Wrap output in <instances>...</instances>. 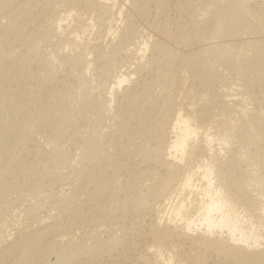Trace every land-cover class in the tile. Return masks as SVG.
<instances>
[{
  "label": "rangeland",
  "instance_id": "obj_1",
  "mask_svg": "<svg viewBox=\"0 0 264 264\" xmlns=\"http://www.w3.org/2000/svg\"><path fill=\"white\" fill-rule=\"evenodd\" d=\"M58 1L59 0H55V3H54V0H53V2L50 5L52 8L49 6V9L46 8L47 11L44 9L45 13H43L44 12V11H42L43 9L41 10L39 8V6L37 5V3L40 4L39 2H42V1L41 0H33V1L31 0L32 6L34 8L36 7L35 9L32 7L33 10H35V11L37 10L36 12L34 11L36 13V15L35 14L34 15L35 16H39L40 18L38 17L39 19L38 18L35 19V16H33L34 18H30V20L32 19L31 21L29 20L30 23H27V25H25V28H23L24 27L23 26L21 28L22 30L21 29L19 30L20 32H22V35L25 34V36H24L25 37V40L24 41H26V42H24V43L28 44V46L21 42L23 44V45L21 44L22 45V47H21L20 43L18 42L17 43L18 46L20 45L18 47L17 44H16V48H17L16 50H17V53L18 54L16 52L14 54H17L19 56L16 57L15 59H14V56L15 55H13V58L11 57L12 54H13L11 52V49L12 48H10V50H9V48L6 45H4L5 48H4V46H3V49L1 48V50H3V51L0 52V69H1V66H3V65L6 68L5 69L3 67L2 68L3 70L2 69L0 70V75L3 74L1 76L5 79V81H3V83H2V85H3L4 88L2 87V89H1L2 91L0 90L1 93L3 92L2 93L3 95L0 94V96H3L4 97V98L3 97H0L1 98L0 99V104H1L0 105V113L2 114V115L0 114V137L2 138V136H3V135H1V131L2 130L3 131H4V129L7 130V127H8V129L10 128V130H11V127H9V126H14V124H16V123H22L23 124V122H24L25 125L27 124L26 128L27 129L29 128L28 130H29L30 136H31V137H29L30 138L29 140H28V137L26 139H23L18 134L15 133V129L16 128L15 127H12V129L14 130V132L10 136V139L8 138L9 142L8 143L6 142V145L3 147L4 148L3 151H0V223H1L0 225L2 226V227L0 226V233L2 232L0 234V240L3 239L7 244H9V241L12 240L13 238H14L13 240H16V239L21 238V237H19L20 234H21V236L23 235L22 236L23 238L27 237L28 239H26V240L29 242V241H33V240L37 239L39 236L41 237L42 235H44L51 227H55V226H57L59 224H60L59 226H64V224H65L64 230L62 231L63 234H65V235L62 236L63 234L60 232L58 234L60 236L57 235L55 237H56L57 242L59 244L60 243H63V245L61 246V248L63 250V253H66L68 255L72 253L70 255L71 257L69 256L70 259L72 258V260H71L72 262L71 261H68V263L71 262V264H73V263L79 264L78 262L81 263V261H84L81 264H88V263L89 264L90 263L92 264L95 261V259H96V261L94 262L96 264H97V262H98V264H111V263L112 264H114V263L115 264H123V263L124 264H131V262H132V264H144V263L146 264L147 260L148 261L149 260H152L153 261L152 252L149 251L151 249V245L153 243L152 235L150 233L151 226H149V225L150 224L152 225V222L151 221L155 218V216H156L155 214L158 213L157 212V209L153 205V201L151 199H149L150 197L147 198V200L145 202H144V200L141 201V202L139 201L141 204L139 202L137 203V205L140 204L139 205L140 208H138L137 205H135V208L134 207H129V206L123 207L122 205H126V202H128V200H127L128 199V196H129V198L134 199V198H137L141 194V192L142 193H145L146 192L145 191L146 189L144 187L145 186L144 184H147L148 182H147L146 177L143 176L141 169L139 170L138 167L140 168V166L143 164V161L145 160L142 157V154L143 153H141V152L145 148H148V146H149V142H147L148 141V138H149V126H150V129L152 128V129H158V130H161L162 131L164 129L167 130V128H168L170 130V127H168V123L165 124V125L160 124L158 126L157 119H158V117L161 119V112L163 111L162 110L163 109V106L162 105L164 104L163 101H166L168 98L173 97L172 100H173L174 105L176 106V108L174 107L175 109H172L171 113L174 112L177 108H179V105H177V104H180L181 103V100H183L185 98V95H186V93L183 92V91L186 90V92L188 94L191 91V89H189L190 87H188V86H191L190 85L191 84L190 83L191 80L189 81V80L186 79V77H188V79H190V76H189L190 73H187V70L185 69L186 68L185 66H183L181 64L178 65V66H176L174 68V77L171 80H166V81L163 80V81H160V83H158L156 86H154V88L152 89L153 90L152 91L153 93L152 92L151 93L149 92L150 94L148 93V97L150 96V98L148 99V97H147V100L146 101H142L141 103L138 102V105L137 106L135 105V108H137L138 110H136L135 108L129 110V105H130L129 98L131 97L130 95H129L128 98H125V99H122V100L121 99H115L116 101L114 100V101H112V104H110V100H109V98H110V86H111V84L114 81H116L118 75H120L123 72H125L127 70V68H130V66L133 67V66L136 65V63L138 61L137 56H138V53H139L137 50L139 49L140 46H142L141 43H144L145 40H149L151 42H159V43L163 44V46H166V47H164L165 49L169 48V49H172L174 51H177L179 53V56H181V54L183 55L182 57L188 56L192 51L193 52L197 51V49L200 46V43L197 44L193 40L192 41L189 40L190 43L184 44V43H181V41L179 40L178 37H177L178 39L177 38H174L173 37V34H174V36L175 35L177 36V33H178V35H180V31H178V29L179 28H183V27L185 28L186 26H184V25H188L189 26L190 23H188V21H189L188 17L190 15L192 16L195 13L197 14V13L201 12V10H203V9H201L202 6H203V8L207 6V5H201V3L204 4V2L206 1V4H207L208 0H201V3H200V0L199 1L198 0H196V1L195 0H180V1L179 0H168L169 5H167V6L169 8L166 7L167 8L166 9V12L164 11L165 9L164 10L162 9V7H161V9L163 11L161 9H160V11L158 10L160 8V5H161L159 3L160 0H142V1L141 0H139V1L138 0H95L97 2L100 1V3H98V4H97V2H95L94 0H92V1H94L93 2V5L96 4V6L94 5V7L92 5V1L91 0H90L91 3H90L89 0L88 1L87 0H77V1L76 0H71V1L70 0H66V1L65 0H62L64 3H67L65 5H64V3L60 2L61 0L59 2ZM189 1L192 2V3H190ZM262 2H263V0L252 1L251 3L248 4L247 8L250 9V11H252V10L256 9L258 7V5L260 3H262ZM18 3H20V4H18ZM22 3H23V0H16V1L14 0V4L11 5V8L10 9L11 10H17V6L22 5ZM58 3H59V5H58ZM101 3L106 4V5L109 3L108 4L109 7H110V4H111L110 9L108 8V5L107 6L104 5L105 8L107 7L109 9V10L106 9L108 12L107 11L106 12L105 11H102V9H101V5L102 4ZM181 4H184V5H181ZM62 5H64V6H62ZM97 5H99L100 7L98 8ZM155 5H157V6H155ZM251 6H253V7H251ZM251 8H253V9H251ZM52 9H53V11H52ZM98 10H100V11H98ZM180 10H181V12H179ZM101 11L102 12H105L107 14L100 15V13H102ZM142 11H143V13H142ZM182 11H183V13H182ZM38 12H39V14L40 13H43V15L42 14H41L42 16L39 15ZM46 12H47V14H46ZM56 13H57V15H56ZM110 13H112V14H110ZM149 14H150V16H149ZM161 14H162V17H161ZM183 14H185V15H183ZM97 15L98 16L100 15L99 17L100 18L102 17V18L101 19H96V18H99V17H97ZM108 15L110 17H108ZM154 15H156L158 18L156 19V16H154ZM48 16H49V18H48ZM61 16H62V18H61ZM165 16H166V18H165ZM1 17H2V15H0V19H1L0 20V23L2 24V22L6 20L5 19L6 17L5 16H3L4 18L3 17L1 18ZM176 17H178V18H176ZM62 19L65 20V21H63ZM166 19H168V20H166ZM53 20H54V22H53ZM66 20H67V22H66ZM156 20H157V22H156ZM162 20H163V23H162ZM177 20H180L179 22L182 24L183 27L181 25H180L181 27L178 25L180 23ZM183 20H185V21L188 20V21L185 23ZM158 21H159V23L161 22L162 24H164L165 23L164 21H166L165 24L166 25L167 24H170V25L172 24L171 26L173 28L176 27L177 25L179 27L177 26V29H176L177 31L175 32V29H173L172 27H170L168 25L170 27V29L172 28L171 29V33L169 32L170 30H169V27L168 26H166V29H165L168 32L166 31V32L162 33V32H160L159 29H157L158 26H156V25H157ZM68 22H70V23H68ZM177 22H178V24H177ZM38 23H40V24H38ZM44 23H45V26H47L48 29L51 28L50 25L53 26L54 23L55 24L56 23H62L61 28H59L57 30V32H59V33L56 32L58 35H55V33H54V35L53 34L51 35L52 37L49 36L51 38H47V39L44 38L43 40H41L39 37H37L34 34V30L38 29V26L45 28V26H42L41 25V24L44 25ZM79 23H80L81 26L79 25ZM84 24H88L89 25V28H88V25H84ZM154 24H156V25H154ZM76 25L78 26V28L79 27L81 28L83 26L82 27L83 29L82 28L81 29L84 30V31L86 30L87 33L86 32H83V34L81 35V39H80L79 42H77V43H71V42L67 41L66 38H67V35H69L71 33L69 30L72 31V28H74V27L77 28ZM174 25H176V26H174ZM84 26H86L85 29H84ZM148 28H150V29H148ZM186 28H188V27H186ZM26 29H27V31H26ZM28 29L30 31L32 30L33 33H31L32 31L29 33L28 32L29 31ZM24 32H27V33H24ZM167 33L168 34L170 33V35H169L170 37H166ZM137 34H139V35H137ZM163 34H165V36ZM190 34L192 35L193 33L190 31ZM259 35L262 36V38L264 37V33L263 32H262V35H261V33ZM259 35H257L258 38H260L261 40H264V38L262 39L261 37H259ZM132 37H135V38H132ZM172 37L174 38V41H173V38ZM48 39H51V40H48ZM151 39H153V40H151ZM175 39H177V40H175ZM138 40H140V41H138ZM219 40H222V39H218V41ZM28 42L31 43V44H29ZM80 42H83L84 44L86 43L88 46L86 44H85V46H80ZM30 46H31V48H30ZM6 48H8V49H6ZM18 49H20V50H18ZM92 49H93V51H92ZM7 50H9V51L7 52ZM189 50L191 52H189ZM18 51L19 52L21 51L20 54H19ZM26 51H28V52H26ZM9 52H11V53H9ZM154 52L155 51H153L152 49L147 50V52L145 53V55L143 57L144 59L143 58L141 59V64L144 63L142 65L147 68L146 71H145V74L149 76V77L148 76H145V78L148 77L147 79L149 81L150 80H153V78H155V75H156V73L158 71H160V70L162 71L163 69H165L164 67H166V66H164L165 63L163 64V62H164L163 61V57H162V54L163 53L160 54V52H159V54H160L159 55V54H157V52H155V53ZM28 53H29V55H28ZM22 55H26V56H22ZM83 56H84L85 59H86V57L88 58V60L86 59L87 62L86 61H83L84 60ZM145 56H148V57H145ZM154 56L155 57H158V60ZM150 57H151V59H150ZM5 58H6L7 62H6V60H4ZM39 58L44 59L46 62L44 60H42V59H39ZM82 58H83V60H81ZM152 58H153V61H152ZM34 59L36 60L35 62H34ZM89 59H90V61H89ZM133 59L134 60L136 59V60L134 61ZM155 59H156V61H154ZM93 60H95V61L93 62ZM126 62L128 64H126ZM139 62H140V60H139ZM42 63H49L50 64L49 66L52 67V68L49 67V71H46V72L52 73L55 80L52 79L50 82L48 80L47 81L45 80L44 71H42L43 69L41 68L42 67V65H41ZM145 63L146 64L148 63V64L145 65ZM120 66L123 67V68H121ZM87 67H88V70H86ZM154 67H156V68L159 67V68L157 70ZM216 67L219 70H221V71H219L218 69H216ZM19 68H20V70H22L21 72H23V70H24L23 74H21V72H19L20 71ZM21 68H23V69H21ZM227 68L230 69V70H228ZM148 69L151 70V71H149ZM201 69L203 70V68H199L198 69V73H200L202 71ZM147 70L149 72H151V73H149ZM209 71L212 72L211 76H212V78H214V80L212 79V81H211L212 84L209 82V80L205 81L203 84H200L202 86L205 84L204 86H205V88H207L206 91H207L208 94L205 93L206 92L204 90L205 88H202L201 87V89L203 91H205L204 92V95H202L203 94L202 93L203 91H198V90H201L200 89V85L199 86L198 85L197 86L195 85V86H193L194 88L192 87L193 88L192 91H191L192 95L190 94L189 96H190V98H192L194 95H197V94H198V96H194L193 97L194 99L193 98L192 99L189 98L190 104H188L187 107L184 106L185 107L184 112H187L188 111L187 109H189V111H190L191 110L190 108H193L194 107L193 105H194V101H195L196 98H198V97H200V98L203 97L204 98V96H205V98H206L205 99V102H206V100L208 99L207 97H210L209 94H211V97H213L214 99L209 98V100H211V101L208 102V100H207L208 103L207 102L206 103L208 104L207 105L208 107L207 106H206L207 108L205 107V110L206 111L205 110H202L205 113L207 112V116H206V114H204V112H202V111L200 112L199 111L200 117H198L197 120H196V122L198 124L202 125L203 128H205L208 125L206 127V129L210 126L212 128L211 130H214L217 122H216V124H215V121H213V122L210 123V121H212V117H213L214 114L216 115V113H217V115H218L217 117L218 118H223L222 115H220V113L216 111V109L214 108V106L212 104H214V102L217 99H220L223 96H225V94L227 95L226 97H228V98H230V97L231 98L232 97H238V98H241L242 100H245L244 105H245V108H249L248 110L259 109L258 105L255 106L256 104L251 99L252 97L250 96V94L243 93L244 90H240L241 92L239 91V93H238V95H240V93H241V95H240L241 97L238 96V95L237 96L236 95L233 96V95H229L228 94V93L236 92V90L235 91H232V92H231V90H233L232 88L237 87L236 84H238V81L240 83H242L240 81V79H238V74L235 72L236 69H234L232 66H229L228 67L225 64H218L217 63L215 65V67H213L212 70L211 69L208 70V72ZM57 74H58V76H57ZM177 74H178V76H177ZM184 74L186 75V77H185ZM187 74H188V76H187ZM225 74H226V76H225ZM1 76H0V78H1ZM6 76H9V77H7V80L5 78ZM218 76L220 77V79H219ZM55 77H57V78H55ZM222 79H225V80H223V82H222ZM227 79H228V81H227ZM229 79H231V80H229ZM137 80H138V82H137ZM139 81H140V78H133L131 80L132 83L130 82L128 84H130L129 85L130 87H132L134 89H138L139 84L141 83ZM188 81H189L190 84L188 83ZM231 82H232V84H231ZM26 83H27V85H26ZM39 83H40V86H39ZM137 83H139V84H137ZM186 83H188L189 85L186 84ZM213 83H215V85ZM54 84H57V85H54ZM128 84L126 83L122 87H126V85H128ZM182 84H184L183 85L184 87H182ZM220 84H222V85H220ZM225 84L228 85V87H226ZM2 85L0 84V88H1ZM18 85H20L19 86L20 88L17 87ZM30 86H32V87H30ZM212 86H213V88H212ZM37 87H38V89H37ZM195 88H196V90H195ZM210 88H211V90H210ZM240 88H242V86H240ZM254 88H256V87H254ZM178 89L180 90V92H178L179 91ZM31 90L32 91L35 90V91L32 92ZM121 90L123 91L124 89L122 88ZM213 90H215V91L217 90L218 91V92L216 91V95H222V96H220V97L214 96L215 94H212V93H214L215 91H213ZM194 91L195 92L197 91V94ZM253 91L256 92L255 90H253ZM20 92L22 93L21 95L18 94ZM31 92H32V94H30ZM42 92L43 93L45 92L46 94L45 93L43 94ZM168 92H170V93H168ZM199 92H201L202 94L199 93ZM39 93H41V94H39ZM37 94H39V95H37ZM168 95H171V96L169 97ZM242 95H243V97H242ZM28 96H30V97H28ZM35 96H40L42 98H40L38 100H35L36 99ZM152 97L154 99H152ZM5 98H6V100L4 101ZM248 98H250V99H248ZM18 99H20V101ZM50 99H52V100H50ZM58 99H60V100H58ZM76 99H77V101H76ZM2 100H3V102H2ZM41 100L43 101V103L42 102L40 103ZM86 100L88 102V105H90V103H91V105L93 107H90L91 108V111H89L90 114L85 112L84 114H87V115L82 116L84 111L81 110V109H82V107L84 105V102H86ZM125 100H127V101H125ZM148 100H150V101L152 100V101L151 102L149 101V104H148L147 103ZM246 100H248L250 102V104H248V101H246ZM251 100H252V103H253V107H252ZM18 101H19L20 104L18 103ZM53 101H55V102H53ZM105 101H106V103H105ZM119 101H121V103H124L122 105V107H124L125 110L128 109L129 111L127 110V112H128V114H131V115H127V112H126V118H127V120L125 119V121L123 122V125L121 126L120 129H116L117 126L115 127L114 125L117 124L118 122L117 123L115 122V116L114 115H116L117 113L116 112H113V111L117 110V108L119 106H121V103ZM22 102H23L24 105H21ZM31 102L33 104H31ZM61 102H62V104H61ZM70 103H71V106H70ZM2 104H3V106H2ZM7 104L9 106L11 105V107L13 106L12 108H14V109H15L16 106L19 107V108L22 107L21 110H20L21 112L19 114L16 113V112H14V111H16V109L15 110L12 109ZM53 104H54V107H53ZM94 104H95V106H94ZM108 104H110L109 107L107 106ZM115 104H116V106H115ZM125 104H127L128 107ZM150 104H154L155 106L150 105ZM55 105H57V106H55ZM74 105H77V106H74ZM247 105H249V106H247ZM41 106H43V107L46 106L45 107L46 108V111L45 112L47 114H49L48 116H47V114L45 116H42V112L40 111V110H42L41 109ZM159 106H160V108H159ZM5 107H6V109H5ZM71 107H73V108L71 109ZM250 107H251V109H250ZM55 108H58V109L55 110ZM51 109H53V110L51 111ZM157 109H158V111H157ZM240 109L242 110L243 107H241ZM70 111H72V112H70ZM80 111L81 112L83 111V112L82 113H79ZM155 111L157 113L160 111L158 114H156V116L158 115L157 117L154 114V113H156ZM210 111H211V113H210ZM9 113H10V115H9ZM59 113H60L61 117H60ZM139 114H142V115H139ZM208 114H210L209 115V118H208ZM58 115H59V118H58ZM71 115H72V117H71ZM202 115H203L204 119H203ZM33 116H35V117L33 118ZM64 116H65V118H64ZM130 116H132V117L130 118ZM47 117H49V118H47ZM51 118L53 119V121H52ZM160 119H158V120H160ZM33 120H35V122ZM154 120L157 121V124L155 123ZM60 121H61V123H60ZM116 121H117V118H116ZM37 122H38V125L36 124ZM64 122H66V123H64ZM112 122L113 123L115 122V123L113 124ZM34 123H35V125H34ZM152 123L153 124L155 123L154 124L155 127L151 125ZM171 123H172V121H171ZM56 124H58V125L56 126ZM211 124L212 125L215 124L214 125V128H213V126ZM28 126H30V127H28ZM114 127H115V129H114ZM147 127H148V129H147ZM31 129H33V131ZM59 130H61V131H59ZM215 130H216V128H215ZM94 132L96 133V135H95ZM145 132L147 133V136H146ZM42 133H44V134H42ZM37 134L38 135H41V136L39 137ZM94 135H95V137H94ZM97 136L101 140V141L98 140L100 143L97 141ZM216 136H217L216 138L218 140H216V142H215V146H214L215 152L216 153H221V154H224V153L226 154V152H224V151L222 152V150L219 148L220 147L219 144L224 139L226 140V138L228 136L226 137V134H222L221 132L220 133L217 132L216 133ZM222 136H223V138H222ZM57 137H59V138H57ZM228 139L231 140L229 137H228ZM31 140L34 141V142H32ZM49 140L51 142H49ZM235 140L236 139H232L231 140V141H233L232 142L233 145H234V142H236L235 143V146H233L231 142H230V145H232L233 150L234 149H235V151L237 149L239 150V151L237 150V152L241 153L242 156H243V158L245 157L243 159V161L244 162L246 161V162L245 163L244 162H241V164H239V168H237L238 170H236L235 173L232 176L230 175V172H227L226 173V175H230L231 177L228 178L226 175L225 176L227 177V179H231V180L234 178L233 181H236V182H240V181L242 182L244 180L246 182H248L250 180L251 182L249 181L248 183L255 184L256 187H257V185L258 186L261 185V186L257 187V189H259V190H258V192H256L257 193L256 194V197H258V199L262 200L263 202L262 203H259L256 206L257 209H256L255 206H251V205L248 206L249 203L245 199H241L240 200L241 202L237 200V202L235 203V206H237L236 208L238 209L239 212L244 213L246 216H247L248 213H251L253 215V217H252L251 214H248L247 220L249 222H252V224L254 225V227L262 226V225H259V222L258 221H260L261 219L264 218V213H263L264 212V208H262V205H264V195H263L264 194V188L262 187V186H264V181H263L264 180V169H261L264 166L261 165V163H260L261 162L260 161L261 160L260 158L262 156H263L262 158H264V152H263L264 150L262 149V148H264V143H263V141H261V142H259V144L262 143L263 146H262V144H260V145L258 144L254 148L253 147H250V148L249 147H246L247 148L246 149L244 147L242 150H240V148H242L243 145L241 144L242 145L241 146L239 144L240 142L237 141V140L235 141ZM38 141H40V142H38ZM45 144H46V146H45ZM97 144L98 145L100 144L101 146L100 145L98 146ZM32 145H33V147H32ZM131 145H132V147H131ZM139 145H141V146H139ZM50 146H51V148H50ZM96 146H98V147H96ZM139 147H140L141 151L139 150ZM136 148H137V150H136ZM258 148H259V150H257ZM38 149L41 150V152H53L52 155L53 154L56 155L55 157H52L51 158V161H48L49 162V164H48L49 166L47 165V167H46L47 169L40 166L41 160L38 157V155L36 156L37 153H34V152H37ZM62 149L65 150V151L63 152ZM99 149H102V150H99ZM0 150H2V149H0ZM85 150H87L89 152L87 153V151L85 152ZM251 151L253 153H256V154H254L255 156L253 155V153ZM254 151H256V152H254ZM26 152H27V154H26ZM30 152L31 153L33 152L34 154L33 153L31 154ZM83 152H84V154H87L88 157L86 155H84ZM250 152H251L252 156H249L250 155ZM130 153H131L132 156L130 155ZM140 153H141V155H139ZM245 153H246L247 156L244 155ZM29 154L31 156H33V157L31 158V156ZM80 154L83 155V157H85L84 158L85 160L82 161V159H80V161L77 162L78 161V158L81 157ZM27 155L29 157H27ZM61 155H62V157L66 155L67 157H70V158L72 157V158L71 159H68L67 157H65L66 160H67V162L62 163V162H60V158L59 157H58L59 160H57V156H60L61 157ZM20 156L21 157L22 156H25V158L28 160V163L31 164L34 167H32L31 169L25 170V169H22L16 163H13L16 160V158L18 159ZM136 156L137 157L139 156V157L137 158ZM34 157H37V158H35L36 161L34 160ZM250 157L253 158L254 160L251 159ZM75 158H77V159H75ZM112 158L115 159V160H113ZM150 158H149V161L146 158L147 161H144V164L145 165H148L146 167H149L150 170L151 169L153 171L154 170H158V165L159 164L158 163L156 164V162H158V161H155L157 159L156 158H153V156L150 157ZM250 159L253 160V161L249 162ZM247 160H249V161H247ZM30 161H31V163H30ZM38 161H39V163H38ZM81 161L84 164L80 163ZM257 161H258V163H256ZM148 162H149V164H148ZM246 163H247V165H245ZM18 164H19V162H18ZM34 164H36V165H34ZM122 164H124V166ZM64 165H66V166L64 167ZM240 165H241V167H240ZM248 165L252 169V171H251L250 168L247 167ZM66 167H68L69 169L66 168ZM125 167H126L127 170H124ZM242 168H244V169H242ZM246 169L248 170V175H251V176H246L247 175L246 174L247 173ZM240 170H242V171L244 170L243 171L244 173H241ZM249 170L252 172V174H251V172L249 173ZM255 171H256V173H255ZM126 172H127V174H126ZM131 174H133L132 180L130 179L131 176H132ZM239 174H240V176H239ZM235 175H236V177H234ZM241 175H243L244 177L241 176ZM128 176H129V179H128ZM74 177H75V179H74ZM102 178H104V179H102ZM241 178H242V180H241ZM128 180H129V182H128ZM130 180H131L132 183L130 182ZM252 180L253 181H256V182L253 183ZM96 181L97 182L99 181L98 185H97ZM101 182L104 185L101 184ZM258 183H260V184H258ZM133 184H134L135 187L134 186L131 187V185H133ZM142 184L144 185L143 187H142ZM126 185L128 186V188H127ZM98 187H101V189L98 188ZM133 187H134V189H133ZM233 187L234 186L232 185V187H230V189H232ZM88 188L89 189L90 188H97L98 189L97 192L102 191V190L105 189L108 192L110 191L111 193H113L114 197L112 199H110V198H108L105 195L104 197H106V198H104L103 196H101L100 194H98L97 195L98 198L95 197L96 198V199H94L95 201L94 200L91 201L89 199V197L86 196V191H87ZM115 189H116V191H115ZM233 190H234L233 191V195L236 194L234 196L238 197L240 195L239 192H237V190H236L235 187H234ZM260 190H261V192H260ZM262 190H263V192H262ZM73 191L76 194H74ZM131 191H134V192H131ZM235 192H237V193H235ZM84 194H85V196H84ZM259 194H260V196H259ZM2 195H3V197H2ZM130 195H131V197H130ZM115 196H118V198L117 197L115 198ZM133 196H134V198H133ZM119 198H120V200H119ZM80 201H81V203H80ZM147 201H148V203H147ZM255 201H257V200H255ZM91 202H92V204H91ZM116 202H117V204H116ZM121 202H122V204H121ZM124 202H125V204H123ZM142 202H144L143 205H142ZM244 202H245V204H244ZM113 203H115V204H113ZM238 203H240V204H238ZM76 204H77V209H75L76 208V206H75ZM144 204H146V205H144ZM81 205H82V209H81ZM151 205L153 207H151ZM238 205H240V206H238ZM246 205L248 207H246ZM111 206L114 208V211H113L114 213L112 212V210L110 211V208H112ZM250 206L252 207V209L250 208V211L252 210L251 212L248 210V208ZM117 207H118V209H115ZM127 207H129L131 209L128 208V210H127ZM254 207H255V209H253ZM72 208L75 209L76 212ZM119 208H120V210H119ZM145 208H146V210H145ZM258 208L260 210H258ZM90 209H91V211L89 213V210ZM105 209H106V211H105ZM155 209H156V211H154ZM245 209H247V210H245ZM118 210L119 211L122 210V211H124V213H122V211L119 212ZM77 211H78V213H77ZM125 211H127V212L125 213ZM258 211L261 212L262 214L261 213H258ZM245 212H247V213H245ZM84 213H87V214H84ZM80 214H82V215H80ZM90 214L92 215L93 218L91 217ZM254 214H255V217L257 215L256 218H254ZM129 215L131 216V218H130ZM141 217H144V218H141ZM248 217H250V218H248ZM259 217H262V218L260 219ZM103 218H105V219H103ZM121 218H123L122 221H121ZM1 219H3L5 222L7 220L8 221L6 223H4V221L1 220ZM41 219H42V221H41ZM100 220H102V221H100ZM253 220L254 221L256 220V221L253 222ZM50 222H52V223L50 224ZM122 222H124V223H122ZM141 222H142V224H141ZM36 225H38L39 227L36 226ZM19 226L20 227L22 226L24 229L21 227V229H22L21 230ZM46 226H47V228H46ZM66 226H69V227L72 226V227L70 229L69 227H66ZM107 226L110 227V228H108ZM32 227H35V229L32 228ZM131 227L134 228V229H132ZM136 227H138V229ZM263 227L264 226H262V229H264ZM66 228H69V230L67 229L68 231H66ZM129 228H130V231H129ZM137 230L139 231V233H138ZM122 232H123V234H122ZM134 232H136L137 234L134 233ZM24 233H25V235H24ZM34 233H35V235H34ZM113 234H114V237L116 236L117 238L116 237L114 238L113 237ZM121 235H123V236H121ZM8 237L10 238V240H8L9 239ZM108 237H110V238H108ZM119 237H121L123 239H121ZM111 238H114L115 240H113ZM108 239L113 240V241H116V242L119 241V243L123 247L122 246L120 247V244L117 243L116 246H114V248L113 247H112V249H111V247L108 248V244H110L112 242V241H110ZM119 239H121V240H119ZM60 240H62V242ZM122 240H124V241H122ZM105 241L106 242L107 241H110V242L104 243ZM133 243H135L137 245L134 246ZM147 243L148 244L150 243V245H146ZM263 244H264V239H263ZM106 245H107L108 250L106 248ZM143 245H144V247H143ZM145 245L147 247L149 246L148 249L145 247ZM115 247L117 249H115ZM167 247H168V249H167ZM260 247L261 248L262 247L264 248V246H262V245ZM80 248L83 249L84 251H87L88 253L89 252H94V251L96 252V250H99L100 253H99V251L96 252V253L97 254L99 253L100 256L97 255L96 253H94L93 256H91V257H93L94 260H92V261L89 260L90 262H88V260H86V259H89L90 258L89 255H84V256H79V257L74 256L75 255L74 252L76 253V251L78 249H80ZM102 248L104 249L105 252L103 251ZM119 249H121L123 253ZM155 249L158 250L159 253H161V254L164 255V253L166 252V250H169L170 248H169V246H166L165 248H164V246L162 248H161V246H159V247H156ZM37 250L38 249L33 250L34 251L33 255L30 256V257H28V258H26V260L24 262H22L21 264H47V262H48V258L47 257L48 256L47 257L46 256L44 257V254L42 255L41 253L38 252L39 250L38 251ZM114 250H116V251H114ZM113 251L114 252H117V253H114ZM118 251H119V253H118ZM133 251H135L134 252L135 254L133 253ZM120 252L123 255H121ZM14 253H13V256H11L9 259H7L2 264H6V263L7 264H20L21 261L19 259H22L20 252L19 251H16ZM101 253H102V255H101ZM168 253H169V251L167 253H165V254H168ZM117 254L120 255V256L118 255V259H117ZM138 254H140V255H138ZM137 255H138V257H137ZM14 256H16V257H14ZM122 256H126V257H123L122 258ZM73 257H74V259H73ZM94 257H96V258H94ZM97 257H98V259H97ZM111 257H112V259H111ZM81 258H84V260L83 259L81 260ZM99 258H101V259H99ZM206 258H207L206 259V261H207L206 264H214V263L215 264L216 263L217 264H225V263H222L223 260H222L221 257H217V256H215L213 254H209L208 253L206 255ZM103 259H105V261H103ZM127 259L129 261H127ZM99 260H101V261H99ZM152 261L151 262L149 261V263L152 264ZM147 264H148V262H147Z\"/></svg>",
  "mask_w": 264,
  "mask_h": 264
},
{
  "label": "bare ground",
  "instance_id": "obj_2",
  "mask_svg": "<svg viewBox=\"0 0 264 264\" xmlns=\"http://www.w3.org/2000/svg\"><path fill=\"white\" fill-rule=\"evenodd\" d=\"M16 1V0H15ZM33 1V0H32ZM42 2H39L40 4L37 3V5L39 6V8L44 11V9L47 11L46 8L49 9V6L51 5V3L53 2V0H41ZM60 1V0H59ZM58 1V2H59ZM66 1V0H65ZM71 1V0H70ZM77 1V0H76ZM88 1V0H87ZM90 1V0H89ZM92 1V0H91ZM90 1V3H91ZM95 1V0H94ZM92 1V5L93 2ZM139 1V0H138ZM142 1V0H141ZM180 1V0H179ZM196 1V0H195ZM199 1V0H198ZM252 1H256V0H208L207 4L206 1L204 2V4L200 3L201 5H207L206 7L202 8L203 10H201V12L199 13H195L192 16L190 15L188 17L189 21L188 25H184L188 28H184L182 26V24L179 22L180 20H177L180 24H177L180 26H182L183 28H179L178 31H180V35L177 36L173 34L174 38H179V40L181 41V43L187 44L190 43L189 40H193L194 42H196L197 44L200 43L199 48L197 49V51L195 52H191L189 50V52H191L188 56H184L181 54V56H179V53L177 51H174L172 49H165L163 46V44L159 43V42H151L149 40H145L144 43H141L142 46H140L139 44V49L137 50L138 53V61L136 63L135 66H130V68H127V70L125 72H123L122 74L117 76L116 81H114L111 86H110V104H112V101H114L115 99H125L128 98L129 95L131 96L129 98V110L134 109L135 105H138V102H142V101H146L147 97H148V93L152 92L154 86H156L158 83H160V81L163 80H171L174 77V68L178 65H183L185 66L187 73H190V79H188V77H186L187 80H191V86H187L190 87L189 89L194 88L193 86H199L200 84H203L205 81L209 80V82L211 83L212 79L214 80V78H212L211 74L212 72L208 70H212L213 67H215V65L218 64H225L228 67L232 66L234 69H236V73L238 74V79H240V81L242 83H240L238 80V84L237 87L232 88V91L236 92H232V93H228L229 95H238L240 90H244L243 93H247L250 94V96L252 97L251 99L255 102V106L258 105L259 109H252V110H248L249 108H245V100H242L241 98L238 97H226L227 95L225 94V96H223L220 99H217L214 104H212L214 106V108L216 109L217 112L220 113V115H222L223 118H218L217 113L216 115L212 117V121H215V128L214 125L215 124H211L214 128V130H211L212 128L209 126L207 129L206 126L205 128H203L202 125L198 124L196 122L197 118L200 117V113L202 110H205V107L208 105L207 103L211 100H209V98L214 99L213 97H207L208 102L206 100L205 102V96L203 97H198L195 99L194 101V107L190 108L191 110L189 111V109H187V112H184L185 107H187L188 104H190L189 102V98H190V94L192 95L191 91L189 92V94L186 92V90H184L183 92L186 93L185 98L183 100H181L179 105V108H177L174 112L171 113L172 109H175L176 106L174 105V102L172 100L173 97H170L171 95H168L170 98H166V101H163L164 104L163 106V111L161 112V119L158 117V126L160 124L165 125L168 123V127H170V130L167 128L164 130H158V129H150L149 126V138L148 141L149 142V146L148 148H145L141 153L142 157L145 159L144 161H147L146 158L149 161V158L153 156V158H156L158 161L156 162V164L158 163V170H150L149 167H146L148 165L143 164L140 166V168L138 167V169L142 171V174L144 177H146L147 179V184H142V187H145V193H142L137 197V198H129L128 196V202H126V205H122L123 207L125 206H129V207H134L135 205H137V203L140 201L144 202L147 200V198L151 199L153 201V205L155 206V208L157 209V214H155V218L151 221L152 225L148 224L149 226H151V235H152V239H153V243L151 245V249L149 251L152 252L153 255V261L149 260L150 262L152 261V264H206V255L209 254H213L217 257H221L223 262L225 264H264V248L260 247L261 245L264 246L263 244V239H264V229H262V226H264V218L261 219L262 217H259L261 220L258 221L259 225L262 226H258V227H254V225L252 224V222H249L247 220V216L242 213L239 212L238 209L236 208L237 206H235V203L238 201H240L241 199H245L248 201V206H257L259 203H262L263 201L258 199V197H256V192H258L259 189H257V187L261 186V185H257V187L255 186V184L252 183H248L250 180L246 177V176H251L248 175V170L247 171V175L245 176L248 180V182L244 181H240V182H236L233 181V179H227V177H231L236 170H238L237 168H239V164H241V162H244L243 156L241 153L237 152V150L235 151V149L233 150V141H231L232 139H236L237 141H239L240 145L242 144L243 147L240 148V150H242L244 147H256L259 142L263 141L264 143V40H261L260 38H258L257 35H259L262 32L264 33V0L262 3H260L258 5V7L252 11H250V9L247 8L248 4L251 3ZM22 2V1H21ZM62 3H64L62 0L60 1ZM68 2V1H67ZM79 2V1H78ZM85 2V1H84ZM97 2V1H95ZM103 2V1H102ZM123 2V1H122ZM134 2V1H133ZM151 2V1H150ZM153 2V1H152ZM190 2V1H189ZM194 2V1H193ZM203 2V1H202ZM31 0H23L22 5L17 6V10H11V5L14 4V0H0V15L5 16L6 20L5 21H1L2 24L0 25V50L1 48L3 49V46L6 45L9 50L11 49L12 54V58L13 55L14 59L16 57H18L19 55H17V48H16V44L19 42L20 45L26 41L25 40V34L22 35V32H20L19 30L23 27L25 28V25H27V23H30L29 20L30 18H34L33 16L36 15V11L33 10V6L31 4ZM55 3V0H54ZM73 3V2H72ZM71 3V4H72ZM100 3L97 2V4ZM114 3V2H113ZM112 3V4H113ZM135 3V2H134ZM137 3V2H136ZM140 3V2H139ZM154 3V2H153ZM159 3L160 8L158 9L160 11L161 7L162 9L166 12V7H168L167 5H169L168 0H160ZM181 3V2H180ZM192 3V2H190ZM195 3V2H194ZM17 4V3H16ZM20 4V3H18ZM67 3H64V5ZM101 9L102 11H107L106 9H110L109 7V3L108 8L101 3ZM121 4V3H120ZM138 4V3H137ZM136 4V5H137ZM142 4V3H141ZM146 4V3H145ZM34 5V4H33ZM36 5V4H35ZM55 5V4H54ZM59 5V3H58ZM62 5V6H64ZM96 6V4H94ZM93 5V7H94ZM106 5V6H107ZM126 5V4H125ZM147 5V4H146ZM184 5V4H181ZM195 5V4H194ZM251 5V4H250ZM53 6V5H52ZM98 8L100 7L99 5H97ZM157 6V5H155ZM173 6V5H172ZM177 6V5H176ZM254 6V5H253ZM251 6V7H253ZM33 7V8H32ZM51 7V6H50ZM54 7V6H53ZM58 7V6H57ZM143 7V6H142ZM190 7V6H189ZM197 7V6H196ZM250 7V6H249ZM36 8V7H35ZM34 8V9H35ZM38 8V9H39ZM52 8V7H51ZM50 8V9H51ZM117 8V7H116ZM158 8V7H157ZM156 8V9H157ZM169 8V7H168ZM60 9V8H59ZM66 9V8H65ZM95 9V8H94ZM108 9V10H109ZM145 9V8H144ZM151 9V8H150ZM149 9V10H150ZM161 9V10H162ZM182 9V8H181ZM188 9V8H187ZM195 9V8H194ZM253 9V8H251ZM57 10V9H56ZM97 10V9H96ZM122 10V9H121ZM143 10V9H142ZM154 10V9H153ZM152 10V11H153ZM162 10V11H163ZM35 11V12H34ZM41 11V12H42ZM53 11V9H52ZM62 11V10H61ZM100 11V10H98ZM101 11V12H102ZM111 11V10H110ZM117 11V10H116ZM123 11V10H122ZM156 11V10H155ZM154 11V12H155ZM161 11V12H162ZM169 11V10H168ZM105 12L100 13V15L102 14H107ZM108 12V11H107ZM124 12V11H123ZM146 12V11H145ZM181 12V10L179 11ZM187 12V11H186ZM45 13V11L43 12ZM43 13L38 12L39 15H43ZM58 13V12H57ZM56 13V15H57ZM67 13V12H66ZM118 13V12H117ZM121 13V12H120ZM143 13V11H142ZM183 13V11H182ZM35 14V15H34ZM47 14V12H46ZM99 14V13H98ZM112 14V13H110ZM147 14V13H146ZM180 14V13H179ZM41 15V16H42ZM50 15V14H49ZM53 15V14H52ZM60 15V14H59ZM62 15V14H61ZM67 15V14H66ZM99 15V16H100ZM185 15V14H183ZM63 16V15H62ZM61 16V18H62ZM65 16V15H64ZM97 15V17H99ZM150 16V14H149ZM156 16V15H154ZM159 16V15H158ZM168 16V15H167ZM188 16V15H187ZM1 17V18H2ZM39 16H35V19L38 18ZM47 17V16H46ZM108 17H110L108 15ZM152 17V16H151ZM162 17V14H161ZM170 17V16H169ZM180 17V16H179ZM184 17V16H183ZM4 18V17H3ZM40 18V17H39ZM38 18V19H39ZM49 18V16H48ZM102 18V17H101ZM96 18V19H101ZM143 18V17H142ZM158 17L156 16V19ZM166 18V16H165ZM178 18V17H176ZM175 18V19H176ZM53 19V18H52ZM55 19V18H54ZM164 19V18H163ZM1 20V19H0ZM32 20V19H31ZM30 20V21H31ZM46 20V19H45ZM63 20V19H62ZM165 20V19H164ZM168 20V19H166ZM38 21V20H37ZM36 21V22H37ZM65 21V20H63ZM103 21V20H102ZM185 23L187 21L183 20ZM54 22V20H53ZM52 22V23H53ZM58 22V21H57ZM67 22V20H66ZM100 22V21H99ZM157 22V20H156ZM166 23V21H164ZM182 22V21H181ZM35 23V22H34ZM33 23V24H34ZM43 23V22H42ZM65 23V22H64ZM70 23V22H68ZM67 23V24H68ZM83 23V22H82ZM161 23V22H160ZM159 21L156 24L157 29L160 30V32L164 33L167 30L166 26H170L172 27L170 24H160ZM170 23V22H169ZM176 23V22H175ZM184 23V24H185ZM187 23V24H188ZM32 24V23H31ZM40 24V23H38ZM90 24V23H89ZM29 25V24H28ZM42 26H45L41 24ZM47 25V24H46ZM80 25V23H79ZM84 25H88V24H84ZM145 25V24H144ZM177 25V26H178ZM51 28H47V26L44 27H39L38 29L34 30V34L39 37L41 40H43L44 38H51L52 34L54 35H58L57 30L59 28H61L62 23H54V25H50ZM49 26V27H50ZM66 26V25H65ZM77 26V25H76ZM81 26V25H80ZM147 26V25H146ZM168 26V27H169ZM176 26V25H174ZM177 26L176 27H172L173 29H175V32L177 31ZM178 26V27H179ZM180 26V27H181ZM28 27V26H27ZM26 27V28H27ZM34 27V26H33ZM74 27V26H73ZM83 27V26H82ZM81 27V28H82ZM86 26H84L85 29ZM167 27V28H168ZM169 27V32L171 33V29ZM64 28V27H63ZM70 28V27H69ZM75 28V29H74ZM72 28V31L69 30L71 33L69 35H67L66 40L71 42V43H77L80 41L81 39V35L83 34V32H86V30H82L80 27V29L76 27ZM89 28V25H88ZM143 28V27H142ZM34 29V28H33ZM74 29V30H73ZM150 29V28H148ZM22 30V29H21ZM25 30V29H24ZM29 30V29H28ZM27 31V29H26ZM32 31V30H31ZM30 30L28 31L29 33L31 32ZM61 31V30H60ZM125 31V30H124ZM143 31V30H142ZM173 31V30H172ZM190 31L193 33L192 35L190 34ZM57 32V33H56ZM168 32V31H167ZM27 33V32H24ZM33 33V31L31 32ZM69 33V32H68ZM87 33V32H86ZM85 33V34H86ZM139 33V32H138ZM159 33V32H158ZM170 33L166 35V37H170ZM84 34V35H85ZM146 34V33H145ZM139 35V34H137ZM136 35V36H137ZM141 35V34H140ZM143 35V34H142ZM165 36V34H163ZM51 36V37H49ZM135 36V35H134ZM172 36V35H171ZM165 37V38H166ZM172 37V38H173ZM259 37L262 38V36L259 35ZM135 38V37H132ZM138 38V37H137ZM142 38V37H141ZM148 38V37H147ZM154 38V37H153ZM173 38V41H174ZM177 38V39H178ZM264 38V37H263ZM262 38V39H263ZM139 39V38H138ZM145 39V38H144ZM168 39V38H167ZM175 39V40H177ZM218 39H222L219 40ZM224 39V40H223ZM51 40V39H48ZM136 40V39H135ZM153 40V39H151ZM47 41V40H46ZM140 41V40H138ZM137 41V42H138ZM155 41V40H154ZM157 41V40H156ZM179 41V42H180ZM22 42V43H21ZM136 42V43H137ZM162 42V41H161ZM164 42V41H163ZM178 42V41H177ZM29 43V42H28ZM90 43V42H89ZM133 43V42H132ZM135 43V42H134ZM176 43V42H175ZM192 43V42H191ZM25 45L28 46V44L24 43ZM31 44V43H29ZM35 44V43H34ZM86 44V43H85ZM85 44L83 42H80V46H85ZM165 44V43H164ZM19 45V46H20ZM23 45V44H22ZM21 45V47H22ZM87 45V44H86ZM135 45V44H134ZM18 46V44H17ZM18 46V47H19ZM26 46V47H27ZM88 46V45H87ZM86 46V47H87ZM190 46V45H189ZM5 48V46H4ZM6 48V49H8ZM31 48V46H30ZM94 48V47H93ZM174 48V47H173ZM196 48V47H195ZM5 49V50H6ZM136 49V48H135ZM152 49L153 51L157 52V54H162L163 57V64L165 63L164 67L165 69H163L162 71H158L155 75V78H153V80H148L147 78L149 77L148 75L145 74L146 71V67L143 66L142 63L141 64V59L144 57L145 53L147 52V50ZM187 49V48H186ZM7 50V52L9 51ZM20 50V49H18ZM26 50V49H25ZM133 50V49H132ZM3 50H1L0 52H2ZM34 51V50H33ZM93 51V49H92ZM91 51V52H92ZM136 51V50H135ZM183 51V50H182ZM9 52V53H11ZM17 54H14V53ZM19 52V51H18ZM21 52V51H20ZM19 52V54H20ZM24 52V51H23ZM28 52V51H26ZM31 52V51H30ZM132 52V51H131ZM151 52V51H150ZM154 52V53H155ZM186 52V51H185ZM96 53V52H95ZM152 53V52H151ZM182 53V52H181ZM2 54V53H1ZM93 54V53H92ZM134 54V53H133ZM159 54V55H160ZM27 55V54H26ZM26 55H22V56H26ZM29 55V53H28ZM95 55V54H94ZM97 55V54H96ZM147 55V54H146ZM154 55V54H153ZM2 56V55H1ZM9 56V57H10ZM158 56V55H157ZM132 57V56H131ZM148 57V56H145ZM155 57V56H154ZM160 57V56H159ZM8 58V57H7ZM33 58V57H32ZM84 58V56H83ZM83 58L81 60H83ZM136 58V59H137ZM158 60V57H155ZM13 59V60H14ZM42 59V58H39ZM86 59L88 60V58L86 57ZM86 59L84 58L83 61H86ZM91 59V58H90ZM89 59V61H90ZM98 59V58H97ZM135 59V60H136ZM144 59V58H143ZM151 59V57H150ZM160 59V58H159ZM6 60V58L4 59ZM44 60V59H42ZM134 60V59H133ZM134 60V61H135ZM140 60V62H139ZM36 60L34 59V62ZM40 61V60H39ZM45 61V60H44ZM95 60H93L94 62ZM98 61V60H97ZM153 61V58H152ZM156 61V59L154 60ZM2 62V61H1ZM7 62V60H6ZM32 62V61H31ZM46 62V61H45ZM50 62V61H49ZM87 62V61H86ZM131 62V61H130ZM158 62V61H157ZM84 63V62H83ZM140 63V64H139ZM149 63V62H148ZM147 63V64H148ZM152 63V62H151ZM156 63V62H155ZM154 63V64H155ZM160 63V62H159ZM4 64V63H3ZM126 64H128L126 62ZM145 63V65H147ZM153 64V63H152ZM36 65V64H35ZM39 65V64H38ZM42 71H44V77L45 80L47 81H51L52 79H54V76L52 73H48L46 71H49V63H42ZM52 65V64H51ZM122 65V64H121ZM156 65V64H155ZM154 65V66H155ZM125 66V65H124ZM144 68H143V67ZM152 66V65H151ZM218 66V65H217ZM4 67L1 66V69ZM121 67V66H120ZM163 67V66H162ZM223 67V66H222ZM5 68V67H4ZM52 68V67H50ZM123 68V67H121ZM156 68V67H154ZM159 68V67H158ZM158 68H156L158 70ZM161 68V67H160ZM199 68H203V70L198 73V69ZM0 69V70H1ZM6 69V68H5ZM4 69V70H5ZM23 69V68H21ZM162 69V68H161ZM208 69V70H207ZM216 69H218L216 67ZM226 69V68H225ZM228 69V68H227ZM3 70V69H2ZM20 70V68H19ZM38 70V69H37ZM88 70V67L87 69ZM149 70V69H148ZM147 70V71H148ZM156 70V71H157ZM219 70V69H218ZM230 70V69H228ZM9 71V70H8ZM22 70H20L19 72H21ZM151 71V70H149ZM148 71V72H149ZM179 71V70H178ZM177 71V72H178ZM221 71V70H219ZM218 71V72H219ZM223 71V70H222ZM24 72V70H23ZM23 72H21V74H23ZM46 72V73H45ZM211 72V73H210ZM227 72V71H226ZM11 73V72H10ZM34 73V72H33ZM42 73V72H41ZM58 73V72H57ZM147 73V72H146ZM151 73V72H149ZM180 73V72H179ZM221 73V72H220ZM36 74V73H35ZM59 74V73H58ZM57 74V76H58ZM145 74V75H144ZM229 74V73H228ZM3 75V74H1ZM0 75V76H1ZM5 75V74H4ZM9 75V74H8ZM32 75V74H31ZM55 75V74H54ZM182 75V74H181ZM220 75V74H219ZM230 75V74H229ZM233 75V74H232ZM29 76V75H28ZM101 76V75H100ZM99 76V77H100ZM145 76H148L147 78H145ZM178 76V74H177ZM188 76V74H187ZM224 76V75H223ZM226 76V74H225ZM231 76V75H230ZM237 76V75H236ZM6 76V80H7ZM33 77V76H32ZM31 77V78H32ZM111 77V76H110ZM219 77V76H218ZM34 78V77H33ZM57 78V77H55ZM133 78H140L141 82L139 84L138 89H134L132 87H130L128 83L131 82V80ZM183 78V77H182ZM181 78V79H182ZM230 78V77H229ZM9 79V78H8ZM22 79V78H21ZM43 79V78H42ZM150 79V78H149ZM180 79V80H181ZM184 79V78H183ZM220 79V77H219ZM32 80V79H31ZM55 80V79H54ZM111 80V79H110ZM225 79H222V82ZM231 80V79H229ZM3 81H5V79L1 76L0 78V84L2 85ZM39 81V80H38ZM185 81V80H184ZM228 81V79H227ZM19 82V81H18ZM28 82V81H27ZM61 82V81H60ZM138 82V80H137ZM183 82V81H182ZM5 83V82H4ZM16 83V82H15ZM32 83V82H31ZM35 83V82H34ZM46 83V82H45ZM59 83V82H58ZM126 87H122L125 84ZM132 83V82H131ZM180 83V82H179ZM230 83V82H229ZM237 83V82H236ZM23 84V83H22ZM33 84V83H32ZM52 84V83H51ZM185 84V85H186ZM212 84V83H211ZM215 85V83H213ZM232 84V82H231ZM230 84V85H231ZM27 85V83H26ZM37 85V84H36ZM43 85V84H42ZM57 85V84H54ZM184 84H182V87ZM205 85V84H204ZM203 85V86H204ZM222 85V84H220ZM226 85V84H225ZM20 85H18L17 87H19ZM40 86V83H39ZM202 85H200V89L205 88V86L203 87ZM240 86H242V88H240ZM3 85L1 86L0 90L2 89ZM28 87V86H27ZM32 87V86H30ZM45 87V86H44ZM51 87V86H50ZM105 87V86H104ZM103 87V88H104ZM186 87V86H185ZM187 87V88H188ZM193 87V88H192ZM211 87V86H210ZM226 87H228V85H226ZM230 87V86H229ZM256 87V88H254ZM4 88V87H3ZM20 88V87H19ZM124 89L123 91L121 89ZM137 88V87H136ZM180 88V87H179ZM197 88V87H196ZM195 88V90H196ZM199 88V87H198ZM213 88V86H212ZM223 88V87H222ZM17 89V88H16ZM15 89V90H16ZM24 89V88H23ZM33 89V88H32ZM38 89V87H37ZM42 89V88H41ZM53 89V88H52ZM101 89V88H100ZM183 89V88H182ZM181 89V90H182ZM186 89V88H185ZM207 88H205L204 90L206 91ZM218 89V88H217ZM225 89V88H224ZM36 90V89H35ZM34 90V91H35ZM51 90V89H50ZM58 90V89H57ZM179 90V89H178ZM198 90V89H197ZM211 90V88H210ZM221 90V89H220ZM253 90H255L256 92H254ZM2 91V90H1ZM0 91V94H2ZM4 91V90H3ZM22 91V90H21ZM30 91V90H29ZM32 91V90H31ZM32 91V92H34ZM55 91V90H54ZM198 91H203L198 90ZM203 91L201 93L202 95H204ZM215 91V90H213ZM217 91V90H216ZM216 91L212 94H215L214 96H222V95H216ZM224 91V90H223ZM15 92V91H14ZM32 92L30 94H32ZM39 92V91H38ZM51 92V91H50ZM93 92V91H92ZM103 92V91H102ZM177 92V91H176ZM180 92V90L178 91ZM195 92V91H194ZM210 92V91H209ZM212 92V91H211ZM218 92V91H217ZM228 92V91H227ZM241 92V91H240ZM13 93V92H12ZM16 93V92H15ZM25 93V92H24ZM43 93V92H42ZM45 93V92H44ZM43 93V94H44ZM58 93V92H57ZM101 93V92H100ZM149 93V94H150ZM153 93V92H152ZM170 93V92H168ZM197 94V91L195 92ZM207 93V91L205 92ZM226 93V92H225ZM14 94V93H13ZM18 94H22L21 92ZM41 94V93H39ZM37 94V95H39ZM46 94V93H45ZM52 94V93H51ZM176 94V93H175ZM194 94V93H193ZM208 94V93H207ZM3 95V94H2ZM201 95V96H202ZM206 95V94H205ZM241 95V93H240ZM238 95V96H240ZM106 96V95H105ZM152 96V95H151ZM183 96V95H182ZM194 96H198L194 95ZM193 96V97H194ZM208 96V95H207ZM249 96V97H250ZM3 97V96H0ZM10 97V96H9ZM12 97V96H11ZM22 97V96H21ZM30 97V96H28ZM36 99L38 100L42 97L40 96H35ZM44 97V96H43ZM48 97V96H47ZM107 97V96H106ZM166 97V96H165ZM192 97V98H193ZM217 97V98H218ZM241 97V96H240ZM243 97V95H242ZM4 98V97H3ZM24 98V97H23ZM32 98V97H31ZM54 98V97H53ZM58 98V97H57ZM84 98V97H83ZM150 98V96L148 97V99ZM178 98V97H177ZM190 98V99H192ZM246 98V97H245ZM1 99V98H0ZM12 99V98H11ZM48 99V98H47ZM62 99V98H61ZM78 99V98H77ZM76 99V101H77ZM81 99V98H80ZM152 99H154L152 97ZM179 99V98H178ZM177 99V100H178ZM182 99V98H181ZM194 99V98H193ZM216 99V98H215ZM250 99V98H248ZM6 100V98L4 99V101ZM10 100V99H9ZM20 101V99H18ZM44 100V99H43ZM52 100V99H50ZM60 100V99H58ZM83 100V99H82ZM90 100V99H89ZM88 100V101H89ZM94 100V99H93ZM204 100V101H203ZM251 100V103H252ZM17 101V100H16ZM18 101V103H19ZM25 101V100H24ZM23 101V102H24ZM75 101V100H74ZM84 101V100H83ZM97 101V100H96ZM95 101V102H96ZM108 101V100H107ZM116 101V100H115ZM127 101V100H125ZM148 100V104H149ZM152 101V100H151ZM150 101V102H151ZM213 101V100H212ZM248 101V100H246ZM3 102V100H2ZM11 102V101H10ZM22 102L21 105H24ZM39 102V101H38ZM43 103V101L41 100L40 103ZM48 102V101H47ZM55 102V101H53ZM87 102V100H86ZM84 102V105L82 107L81 110H83V115L85 116L89 113V111H91L90 107H93L90 103V105H88V102L86 103ZM92 102V101H91ZM94 102V101H93ZM121 103V101H119ZM177 102V101H176ZM205 102V103H204ZM17 103V102H16ZM26 103V102H25ZM37 103V102H36ZM106 103V101H105ZM126 103V102H125ZM153 103V102H152ZM179 103V102H178ZM193 103V102H192ZM191 103V104H192ZM213 103V102H212ZM247 103V102H246ZM9 104V103H8ZM7 104V105H8ZM15 104V103H14ZM20 104V103H19ZM18 104V105H19ZM31 104H33L31 102ZM35 104V103H34ZM62 104V102H61ZM77 104V103H76ZM110 104H108L107 106L109 107ZM118 104V103H117ZM124 103H121V106H119L117 108V110L113 111L116 112L117 116H115V122L117 124H115L114 126L116 127V129H120L121 126L123 125V122L125 121L126 118V112L128 109H124V107H122ZM159 104V103H158ZM248 104H250V102L248 101ZM1 105V104H0ZM13 105V104H12ZM39 105V104H38ZM45 105V104H44ZM59 105V104H58ZM82 105V104H81ZM127 106V104H125ZM155 106L154 104H150ZM3 106V104H2ZM9 106V105H8ZM28 106V105H27ZM33 106V105H32ZM57 106V105H55ZM71 106V103H70ZM77 106V105H74ZM95 106V104H94ZM105 106V105H104ZM116 106V104H115ZM118 106V105H117ZM141 106V105H140ZM185 106V107H184ZM212 106V107H213ZM249 106V105H247ZM254 106V107H255ZM11 107V105L9 106ZM13 107V106H12ZM11 107V108H12ZM15 107V106H14ZM17 107V106H16ZM16 113H20L21 108L17 107ZM46 107V106H45ZM41 106L40 110L42 112V116H45L47 113L46 108ZM54 107V104H53ZM79 107V106H78ZM77 107V108H78ZM114 107V106H113ZM128 107V106H127ZM175 107V108H174ZM208 107V106H207ZM206 107V108H207ZM211 107V106H210ZM243 107V109L241 110L240 108ZM252 107H253V103H252ZM4 108V107H3ZM8 108V107H7ZM25 108V107H24ZM49 108V107H48ZM51 108V107H50ZM63 108V107H62ZM73 107H71L72 109ZM106 108V107H105ZM112 108V107H111ZM115 108V107H114ZM126 108V107H125ZM160 108V106H159ZM158 108V109H159ZM6 109V107H5ZM14 109V108H12ZM14 109V110H15ZM58 108H55V110ZM66 109V108H65ZM94 109V108H93ZM136 110H138L137 108H135ZM156 109V108H155ZM157 109V111H158ZM209 109V108H208ZM207 109V110H208ZM251 109V107H250ZM3 110V109H2ZM8 110V109H7ZM34 110V109H33ZM38 110V111H39ZM53 109H51L52 111ZM54 110V111H55ZM64 110V109H63ZM128 110V111H129ZM160 110V109H159ZM211 110V109H210ZM24 111V110H23ZM66 111V110H65ZM64 111V112H65ZM68 111V110H67ZM78 111V110H77ZM142 111V110H141ZM206 111V110H205ZM6 112V111H5ZM13 112V111H12ZM30 112V111H29ZM28 112V113H29ZM48 112V111H47ZM63 112V111H62ZM72 112V111H70ZM81 111L79 113H82ZM134 112V111H133ZM139 112V111H138ZM156 112V111H155ZM160 112V111H159ZM158 112V113H159ZM204 112V111H202ZM213 112V111H212ZM7 113V112H6ZM38 113V112H37ZM67 113V112H66ZM142 113V112H141ZM157 112L154 113L155 116L156 114H158ZM211 113V111H210ZM1 114V113H0ZM90 114V113H89ZM115 114V113H114ZM203 114V113H202ZM204 114H206L207 116V112ZM213 114V113H212ZM2 115V114H1ZM6 115V114H5ZM10 115V113H9ZM30 115V114H29ZM49 114H47L48 116ZM52 115V114H51ZM60 115V113H59ZM58 115V118H59ZM65 115V114H64ZM70 115V114H69ZM127 115H131L128 114ZM142 115V114H139ZM208 114V118H209ZM219 115V116H220ZM22 116V115H21ZM24 116V115H23ZM36 116V115H35ZM33 116V118L35 117ZM56 116V115H55ZM158 116V115H157ZM156 116V117H157ZM160 116V115H159ZM205 116V115H204ZM212 116V115H211ZM5 117V116H4ZM17 117V116H16ZM61 117V115H60ZM70 117V116H69ZM72 117V115H71ZM132 116H130L131 118ZM138 117V116H137ZM155 117V118H156ZM172 117V118H171ZM203 117V115H202ZM201 117V118H202ZM215 117V118H214ZM11 118V117H10ZM18 118V117H17ZM49 118V117H47ZM56 118V117H55ZM65 118V116H64ZM63 118V119H64ZM117 118V121H116ZM129 118V117H128ZM2 119V118H1ZM4 119V118H3ZM6 119V118H5ZM22 119V118H21ZM30 119V118H29ZM52 119V118H51ZM50 119V120H51ZM68 119V118H67ZM66 119V120H67ZM195 119V120H194ZM204 119V117H203ZM37 120V119H36ZM41 120V119H40ZM58 120V119H57ZM131 120V119H130ZM156 120V119H155ZM154 120V121H155ZM6 121V120H5ZM8 121V120H7ZM14 121V120H13ZM18 121V120H17ZM20 121V120H19ZM24 121V120H23ZM29 121V120H28ZM35 122V120H33ZM53 121V119H52ZM51 121V122H52ZM62 121V120H61ZM60 121V123H61ZM106 121V120H105ZM153 121V122H154ZM157 121H155V123L157 124ZM172 121V123H171ZM3 122V121H2ZM16 122V121H15ZM22 122V121H21ZM56 122V121H55ZM102 122V121H101ZM114 122V123H115ZM152 122V121H151ZM46 123V122H45ZM53 123V122H52ZM66 123V122H64ZM109 123V122H108ZM113 123V122H112ZM113 123V124H114ZM154 123V124H155ZM209 123V122H208ZM38 125V122L36 123ZM51 124V123H50ZM54 124V123H53ZM110 124V123H109ZM108 124V125H109ZM154 124L152 123L151 125L154 126ZM29 125V124H28ZM35 125V123H34ZM58 124H56L57 126ZM61 125V124H60ZM59 125V126H60ZM100 125V124H99ZM107 125V126H108ZM5 126V125H4ZM27 124L25 125L24 122L22 123H16L14 124V126H9L11 127L7 130L4 129V131H1V135L2 138L0 137V151H3V147L6 145V142L8 143L10 139V136L13 134L14 130L12 129V127H15V133L18 134L21 138L26 139L28 137V140L30 139V132H29V128H26ZM54 126V125H53ZM105 126V125H104ZM151 126V127H152ZM157 126V125H156ZM30 127V126H28ZM32 127V126H31ZM67 127V126H66ZM114 127V129H115ZM155 127V126H154ZM164 127V126H163ZM58 128V127H57ZM63 128V127H62ZM157 128V127H156ZM38 129V128H37ZM44 129V128H43ZM48 129V128H47ZM66 129V128H65ZM113 129V130H114ZM148 129V127H147ZM33 131V129H31ZM58 130V129H57ZM100 130V129H99ZM102 130V129H101ZM61 131V130H59ZM117 131V130H116ZM115 131V132H116ZM169 131V132H168ZM50 132V131H49ZM48 132V133H49ZM114 132V133H115ZM217 132H221L222 134H226V137L228 136L231 140L228 139V137L226 138V140L224 139L220 144H219V148L222 150V152H226V154H221V153H216L214 150V146H215V142L216 140H218L216 137V133ZM38 133V132H37ZM41 133V132H40ZM47 133V132H46ZM95 133V132H94ZM102 133V132H101ZM33 134V133H32ZM31 134V135H32ZM44 134V133H42ZM146 136L147 133L145 132ZM38 135V134H37ZM96 135V133H95ZM94 135V137H95ZM102 135V134H101ZM8 136V137H7ZM18 136V137H19ZM39 137L41 135H38ZM51 136V135H50ZM55 136V135H54ZM144 136V135H143ZM37 137V136H36ZM46 137V136H45ZM54 138V137H53ZM59 138V137H57ZM97 136V141L100 140V138ZM223 138V136H222ZM51 139V138H50ZM144 139V138H143ZM220 139V138H219ZM235 140V141H236ZM32 141V140H31ZM60 141V140H59ZM96 141V140H95ZM96 141V142H97ZM101 141V140H100ZM145 141V140H144ZM34 142V141H32ZM37 142V141H36ZM40 142V141H38ZM48 142V141H47ZM49 142H51L49 140ZM48 142V143H49ZM56 142V141H55ZM99 142V141H98ZM97 142V143H98ZM134 142V141H133ZM230 142L232 143V145H230ZM30 143V142H29ZM60 143V142H59ZM100 143V142H99ZM234 142V145L235 146ZM40 144V143H39ZM51 144V143H50ZM53 144V143H52ZM147 144V143H146ZM262 144V143H260ZM259 144V145H260ZM43 145V144H42ZM48 145V144H47ZM98 145V144H97ZM100 145V144H99ZM98 145V146H99ZM130 145V144H129ZM145 145V144H144ZM241 145V146H242ZM46 146V144H45ZM59 146V145H58ZM96 146V147H98ZM101 146V145H100ZM138 146V145H137ZM141 146V145H139ZM146 146V145H145ZM263 146V144H262ZM33 147V145H32ZM61 147V146H60ZM128 147V146H127ZM132 147V145H131ZM135 147V146H134ZM237 147V146H236ZM30 148V147H29ZM51 148V146H50ZM53 148V147H52ZM62 148V147H61ZM100 148V147H99ZM102 148V147H101ZM239 148V147H238ZM28 149V148H27ZM31 149V148H30ZM41 149V148H40ZM60 149V148H59ZM64 149V148H63ZM62 149V150H63ZM87 149V148H86ZM126 149V148H125ZM134 149V148H133ZM247 149V148H246ZM245 149V150H246ZM261 149V148H260ZM264 150V148H262ZM61 150V151H62ZM67 150V149H66ZM89 150V149H88ZM102 150V149H99ZM129 150V149H128ZM135 150V149H134ZM133 150V151H134ZM137 150V148H136ZM139 150L141 151L140 147ZM138 150V151H139ZM244 150V151H245ZM256 150V149H255ZM259 150V148L257 149ZM256 150V151H257ZM33 151V150H32ZM36 151V150H35ZM52 151V150H51ZM65 150H63L64 152ZM87 150H85L86 152ZM90 151V150H89ZM87 151V153L89 152ZM139 151V152H140ZM239 151V150H238ZM249 151V150H248ZM253 151V150H252ZM251 151V152H252ZM254 151V152H256ZM262 151V150H261ZM82 152V151H81ZM126 152V151H125ZM124 152V153H125ZM128 152V151H127ZM130 152V151H129ZM247 152V151H246ZM250 152L249 156H252ZM264 152V151H263ZM31 153V152H30ZM33 153V152H32ZM31 153V154H32ZM36 156L38 155V157L41 160L40 166L43 168H46L47 165L49 164L48 161H51L52 157H55L56 155H52L53 152H41V150L38 149ZM33 153V154H34ZM141 153L139 155H141ZM249 153V152H248ZM247 153V154H248ZM253 153V152H252ZM27 154V152H26ZM60 154V153H59ZM84 154V152H83ZM256 153H253V155ZM30 155V154H29ZM64 155V154H63ZM72 155V154H71ZM87 156V154H84ZM101 155V154H100ZM131 155V153H130ZM246 155V153L244 154ZM259 155V154H258ZM31 156V155H30ZM35 156V155H34ZM81 157L78 158V161H80V159L85 160L83 157V155L80 154ZM127 156V155H126ZM132 156V155H131ZM134 156V155H133ZM247 156V155H246ZM255 156V155H254ZM27 157H29L27 155ZM33 156H31L32 158ZM58 157L60 158V162L64 163L67 162L66 155L62 157L57 156V160ZM88 157V156H87ZM137 157V156H136ZM139 157V156H138ZM137 157V158H138ZM258 157V156H257ZM261 157V156H260ZM263 157V156H262ZM260 158L259 160L261 161V165L264 166V158ZM37 157H34V160ZM68 159H71L70 157H67ZM102 158V157H101ZM104 158V157H103ZM106 158V157H105ZM249 158V157H248ZM251 158V157H250ZM77 159V158H75ZM113 159V158H112ZM118 159V158H117ZM133 159V158H132ZM141 159V158H140ZM151 159V158H150ZM253 159V158H251ZM247 160L249 162L253 161V160ZM256 159V158H255ZM55 160V159H54ZM66 160V161H65ZM115 160V159H113ZM134 160V159H133ZM136 160V159H135ZM142 160V159H141ZM257 160V159H256ZM36 161V160H35ZM53 161V160H52ZM82 161L80 163H82ZM154 161V162H155ZM19 162V164H18ZM76 162V161H75ZM76 162V163H77ZM86 162V161H85ZM137 162V161H136ZM142 162V161H141ZM246 162V161H245ZM244 162V163H245ZM16 163L17 165H19L22 169L28 170L31 169L32 166L31 164L28 163V160L25 158V156H20L18 159L16 158V160L13 162ZM31 163V161H30ZM39 163V161H38ZM127 163V162H126ZM130 163V162H129ZM147 163V162H146ZM254 163V162H253ZM258 163V161L256 162ZM259 163V164H260ZM69 164V163H68ZM72 164V163H71ZM84 164V163H82ZM136 164V163H135ZM149 164V162H148ZM152 164V163H151ZM154 164V163H153ZM243 164V163H242ZM250 164V163H249ZM36 165V164H34ZM52 165V164H51ZM62 165V164H61ZM75 165V164H74ZM80 165V164H79ZM124 166V164H122ZM127 165V164H126ZM125 165V166H126ZM140 165V164H139ZM247 165V163L245 164ZM258 165V164H257ZM256 165V166H257ZM49 166V165H48ZM66 165H64L65 167ZM72 166V165H71ZM122 166V167H123ZM155 166V165H154ZM243 166V165H242ZM260 166V165H259ZM73 167V166H72ZM77 167V166H76ZM132 167V166H131ZM136 167V168H137ZM241 167V165H240ZM248 168L249 165L247 166ZM39 168V167H38ZM68 168V167H66ZM258 168V167H257ZM261 168V167H260ZM42 169V168H41ZM47 169V168H46ZM51 169V168H50ZM69 169V168H68ZM72 169V168H71ZM244 169V168H242ZM251 169V168H250ZM261 169H264V167H262ZM49 170V169H48ZM122 170V169H121ZM124 170H127L126 167ZM133 171V170H132ZM131 171V172H132ZM244 171V170H243ZM242 170H240L241 173H244ZM252 171V169H251ZM249 170V173L251 172ZM130 172V171H129ZM227 172H230V175H226ZM239 172V173H240ZM139 173V172H138ZM256 173V171H255ZM259 173V172H258ZM127 174V172H126ZM252 174V172H251ZM129 175V174H128ZM131 180L133 178V174H131ZM139 175V174H138ZM227 177H226V176ZM244 175V174H243ZM241 175V176H243ZM74 176V175H73ZM77 176V175H76ZM126 176V175H125ZM135 176V175H134ZM240 176V174H239ZM257 176V175H256ZM70 177V176H69ZM68 177V178H69ZM101 177V176H100ZM138 177V176H137ZM149 177V178H148ZM236 177V175L234 176ZM244 177V176H243ZM242 177V178H243ZM253 177V176H252ZM251 177V178H252ZM71 178V177H70ZM127 178V177H126ZM125 178V179H126ZM139 178V177H138ZM137 178V179H138ZM240 178V177H239ZM241 178V180H242ZM245 178V179H246ZM250 178V179H251ZM75 179V177H74ZM104 179V178H102ZM129 179V176H128ZM141 179V178H140ZM236 179V178H235ZM130 180V182H131ZM82 181V180H81ZM135 181V180H134ZM138 181V180H137ZM140 181V180H139ZM145 181V180H144ZM239 181V180H238ZM253 181V180H252ZM259 181V180H258ZM264 181V180H263ZM70 182V181H69ZM129 182V180H128ZM136 182V181H135ZM251 182V181H250ZM256 181H253V183H255ZM75 183V182H74ZM97 185L99 183V181L97 182ZM132 183V182H131ZM95 184V183H94ZM101 184H103L101 182ZM129 184V183H128ZM138 184V183H137ZM257 184V183H256ZM260 184V183H258ZM263 184V183H262ZM69 185V184H68ZM71 185V184H70ZM96 185V184H95ZM104 185V184H103ZM102 185V186H103ZM232 185L236 188L237 192H239V196L236 197L233 195V189H230V187H232ZM100 186V185H99ZM127 186V185H126ZM134 186L131 185V187ZM139 186V185H138ZM71 187V186H70ZM107 187V186H106ZM130 187V186H129ZM135 187V186H134ZM133 187V189H134ZM264 188V186H262ZM42 188V187H41ZM76 188V187H75ZM101 189V187H98ZM128 188V186H127ZM78 189V188H77ZM125 189V188H124ZM132 189V188H131ZM137 189V188H136ZM261 189V188H260ZM97 188H88L86 191V196L89 197V199L92 201L96 198H98V194H100L101 196H107L108 198L112 199L114 197L113 193H111L110 191L108 192L107 190H102L97 192ZM116 191V189H115ZM118 191V190H117ZM137 191V190H136ZM134 192V191H131ZM140 192V191H139ZM235 192V193H237ZM261 192V190H260ZM263 192V190H262ZM74 193V191H73ZM78 193V192H77ZM120 193V192H119ZM76 194V193H74ZM73 194V195H74ZM118 194V193H117ZM72 195V196H73ZM137 195V194H136ZM264 195V194H263ZM85 196V194H84ZM100 196V197H101ZM126 196V195H125ZM260 196V194H259ZM3 197V195H2ZM83 197V196H82ZM87 197V198H88ZM96 197V198H95ZM99 197V198H100ZM118 198V196H115V198ZM131 197V195H130ZM136 197V196H135ZM256 197V198H255ZM102 198V197H101ZM100 198V199H101ZM106 198V197H104ZM103 198V199H104ZM102 199V200H103ZM125 199V198H124ZM82 200V199H81ZM87 200V199H86ZM115 200V199H114ZM113 200V201H114ZM120 200V198H119ZM126 200V201H127ZM257 200V201H255ZM83 201V200H82ZM95 201V200H94ZM112 201V202H113ZM109 202V201H108ZM123 202V201H122ZM121 202V204H122ZM139 202V203H140ZM142 202V205L143 203ZM241 202V201H240ZM246 202V201H245ZM244 202V204H245ZM81 203V201H80ZM79 203V204H80ZM86 203V202H85ZM88 203V202H87ZM148 203V201H147ZM150 203V202H149ZM92 204V202H91ZM96 204V203H95ZM115 204V203H113ZM117 204V202H116ZM125 204V202L123 203ZM141 204V203H140ZM139 204V205H140ZM152 204V203H151ZM240 204V203H238ZM242 204V203H241ZM67 205V204H66ZM99 205V204H98ZM104 205V204H103ZM110 205V204H109ZM108 205V206H109ZM138 206V208H140V206ZM146 205V204H144ZM262 205V204H261ZM77 209V204L75 205ZM80 206V205H79ZM94 206V205H93ZM119 206V205H118ZM240 206V205H238ZM245 206V205H244ZM246 205V207H248ZM249 207L248 210L250 211V208L252 209V207ZM260 206V205H259ZM101 207V206H100ZM105 207V206H104ZM112 207V206H111ZM116 207V206H115ZM120 207V206H119ZM127 207V210L128 208ZM151 207H153L151 205ZM243 207V206H242ZM255 207L253 209H255ZM79 208V207H78ZM93 208V207H92ZM113 208V207H112ZM110 208V211L112 210V212L114 211V208L112 209ZM137 208V207H136ZM147 208V207H146ZM145 208V210H146ZM244 208V207H243ZM262 208H264V205H262ZM73 209V208H72ZM71 209V210H72ZM73 209V210H75ZM81 209H82V205H81ZM96 209V208H95ZM102 209V208H101ZM115 209H118L115 208ZM122 209V208H121ZM131 209V208H129ZM133 209V208H132ZM148 209V208H147ZM156 209L154 211H156ZM242 209V208H241ZM257 209V207H256ZM100 210V209H99ZM120 210V208H119ZM118 210V211H119ZM135 210V209H134ZM138 210V209H137ZM136 210V211H137ZM247 210V209H245ZM244 210V211H245ZM258 210H260L258 208ZM80 211V210H79ZM91 209L89 210L90 213ZM94 211V210H93ZM103 211V210H102ZM106 211V209H105ZM122 211V210H121ZM119 211V212H121ZM131 211V210H130ZM129 211V212H130ZM252 211V210H251ZM250 211V212H251ZM254 211V210H253ZM76 212V210H75ZM84 212V211H83ZM96 212V211H95ZM127 211H125L126 213ZM134 212V211H133ZM138 212V211H137ZM151 212V211H150ZM257 212V211H256ZM78 213V211H77ZM80 213V212H79ZM82 213V212H81ZM114 213V212H113ZM122 213H124V211H122ZM121 213V214H122ZM149 213V212H148ZM247 213V212H245ZM258 213H261L258 211ZM264 213V212H263ZM48 214V213H47ZM46 214V215H47ZM54 214V213H53ZM75 214V213H74ZM83 214V213H82ZM80 214V215H82ZM87 214V213H84ZM92 214V213H91ZM90 214V215H91ZM100 214V213H99ZM140 214V213H139ZM257 214V213H256ZM262 214V213H261ZM260 214V215H261ZM45 215V214H44ZM101 215V214H100ZM252 215V214H251ZM88 216V215H87ZM94 216V215H93ZM110 216V215H109ZM124 216V215H123ZM130 216V215H129ZM138 216V215H137ZM144 216V215H143ZM250 216V215H249ZM5 217V216H4ZM92 217V215H91ZM95 217V216H94ZM98 217V216H97ZM96 217V218H97ZM113 217V216H112ZM125 217V216H124ZM152 217V216H151ZM150 217V218H151ZM253 217V215H252ZM257 217V215H256ZM255 214H254V218ZM42 218V217H41ZM86 218V217H85ZM93 218V217H92ZM109 218V217H108ZM116 218V217H115ZM128 218V217H127ZM131 218V216H130ZM140 218V217H139ZM144 218V217H141ZM250 218V217H248ZM253 218V219H254ZM5 219V218H4ZM105 219V218H103ZM123 218H121L122 221ZM146 219V218H145ZM3 220V219H1ZM40 220V219H39ZM38 220V221H39ZM87 220V219H86ZM118 220V219H117ZM140 220V219H139ZM4 221V220H3ZM8 221V220H7ZM6 221V222H7ZM11 221V220H10ZM9 221V222H10ZM42 221V219H41ZM102 221V220H100ZM129 221V220H128ZM131 221V220H130ZM133 221V220H132ZM141 221V220H140ZM256 221V220H255ZM253 220V222H255ZM2 222V221H1ZM4 221V223H6ZM113 222V221H112ZM144 222V221H143ZM34 223V222H33ZM39 223V222H38ZM52 222H50L51 224ZM92 223V222H91ZM111 223V222H110ZM117 223V222H116ZM124 223V222H122ZM131 223V222H130ZM1 224V223H0ZM27 224V223H26ZM30 224V223H29ZM36 224V223H35ZM62 224V223H61ZM109 224V223H108ZM118 224V223H117ZM137 224V223H136ZM135 224V225H136ZM142 224V222H141ZM145 224V223H144ZM255 224V223H254ZM3 225V224H2ZM5 225V224H4ZM25 225V224H24ZM31 225V224H30ZM34 225V224H33ZM60 225V224H59ZM55 226V227H51L44 235H42L41 237L39 236L37 239L33 240V241H27L26 239H28L27 237L23 238L20 234L19 239L16 240H10V238L8 240L9 244H7L3 239L0 240V264L4 263L7 259H9L11 256H13V253L16 251H19L21 254L22 259H19L21 262H24L26 260V258L30 257L33 255L34 251L38 249L37 251L39 253H41L42 255L44 254V257L48 256V262L47 264H71V260L70 259V255L72 254H66L63 253V250L61 248V246L63 245V243H58L57 239L55 236H57L60 232L63 234V230L65 227L64 226ZM115 225V224H114ZM132 225V224H131ZM1 226V225H0ZM38 226V225H36ZM74 226V225H73ZM116 226V225H115ZM114 226V227H115ZM2 227V226H1ZM9 227V226H8ZM11 227V226H10ZM13 227V226H12ZM20 227V226H19ZM22 227V226H21ZM20 227V229H21ZM39 227V226H38ZM69 227V226H66ZM72 227V226H71ZM71 227H69L71 229ZM108 227V226H107ZM120 227V226H119ZM133 227V226H132ZM131 227V228H132ZM7 228V227H6ZM17 228V227H16ZM23 228V227H22ZM28 228V227H27ZM35 229V227H32ZM47 228V226H46ZM69 228H66V231L69 230ZM110 228V227H108ZM117 228V227H116ZM138 229V227H136ZM142 228V227H141ZM264 228V227H263ZM12 229V228H11ZM19 229V228H18ZM24 229V228H23ZM31 229V228H30ZM37 229V228H36ZM68 229V230H67ZM76 229V228H75ZM114 229V228H113ZM124 229V228H123ZM128 229V228H127ZM134 229V228H132ZM131 229V230H132ZM140 229V228H139ZM22 230V229H21ZM33 230V229H32ZM73 230V229H72ZM146 230V229H145ZM3 231V230H2ZM10 231V230H9ZM18 231V230H17ZM122 231V230H121ZM126 231V230H125ZM130 231V228H129ZM138 231V230H137ZM11 232V231H10ZM19 232V231H18ZM17 232V233H18ZM33 232V231H32ZM36 232V231H35ZM145 232V231H144ZM2 233V232H1ZM0 233V234H1ZM66 233V232H65ZM136 233V232H134ZM139 233V231H138ZM8 234V233H7ZM30 234V233H29ZM123 234V232H122ZM137 234V233H136ZM145 234V233H144ZM15 235V234H14ZM25 235V233H24ZM28 235V234H27ZM32 235V234H31ZM35 235V233H34ZM33 235V236H34ZM65 234H63L62 236H64ZM5 236V235H4ZM11 236V235H10ZM60 236V235H58ZM119 236V235H118ZM123 236V235H121ZM125 236V235H124ZM132 236V235H131ZM15 237V236H14ZM29 237V236H28ZM111 237V236H110ZM108 237V238H110ZM114 237V234H113ZM116 237V236H115ZM114 237V238H115ZM114 238H111L113 240H115ZM117 238V237H116ZM121 238V237H119ZM5 239V238H4ZM59 239V238H58ZM62 239V238H61ZM64 239V238H63ZM123 239V238H121ZM119 239V240H121ZM135 239V238H134ZM110 240V239H108ZM112 241L110 244H108V248L112 247L114 248V246H116L118 242L116 241ZM125 240V239H124ZM122 240V241H124ZM62 242V240H60ZM110 241H105L104 243H108ZM121 242V241H120ZM135 242V241H134ZM123 243V242H122ZM137 243V242H136ZM151 243V242H150ZM150 243L146 244V245H150ZM120 244V243H119ZM132 244V243H131ZM130 244V245H131ZM134 246L137 245L135 243H133ZM141 244V243H140ZM167 244V245H166ZM105 245V244H104ZM124 245V244H123ZM145 245V247L148 249V247ZM122 245L120 244V247ZM128 246V245H127ZM139 246V245H138ZM161 246V248L164 246V248L166 246H169V250H166L165 253H167L169 251L168 254H161L158 252V250H156V247ZM104 247V246H103ZM119 247V246H118ZM123 247V246H122ZM125 247V246H124ZM140 247V246H139ZM144 247V245H143ZM105 248V247H104ZM107 248V245H106ZM107 248V250H108ZM103 249V248H102ZM115 249H117L115 247ZM122 249V248H121ZM119 249V250H121ZM127 249V248H126ZM134 249V248H133ZM160 249V248H159ZM168 249V247H167ZM106 250V249H105ZM123 250V249H122ZM121 250V252H122ZM128 250V249H127ZM140 250V249H139ZM164 250V249H163ZM99 250H96V252H98ZM104 251V249H103ZM110 251V250H109ZM108 251V252H109ZM112 251V250H111ZM116 251V250H114ZM113 251V252H114ZM126 251V250H125ZM130 251V250H129ZM94 252H87L84 251L83 249H78L76 251V253L74 252V256H84V255H89L90 258L86 259L88 260V262H90L89 260H94L93 254L96 253ZM105 252V251H104ZM112 252V253H113ZM120 252V253H121ZM135 251H133L134 253ZM148 252V251H147ZM161 252V251H160ZM36 253V252H35ZM100 253V251H99ZM99 253L97 255H99ZM117 253V252H114ZM119 253V251H118ZM123 253V252H122ZM121 253V255H123ZM139 253V252H138ZM15 254V253H14ZM127 254V253H126ZM125 254V255H126ZM135 254V253H134ZM96 255V256H97ZM102 255V253H101ZM104 255V254H103ZM118 255L117 254V259H118ZM140 255V254H138ZM137 255V257H138ZM70 256V257H69ZM73 256V255H72ZM100 256V255H99ZM120 256V255H119ZM130 256V255H129ZM132 256V255H131ZM134 256V255H133ZM16 257V256H14ZM20 257V256H19ZM88 257V256H87ZM110 257V256H109ZM113 257V256H112ZM111 257V259H112ZM126 257V256H122ZM136 257V258H137ZM143 257V256H142ZM96 258V257H94ZM107 258V257H106ZM105 258V259H106ZM114 258V257H113ZM129 258V257H128ZM135 258V257H134ZM74 259V257H73ZM76 259V258H75ZM84 260V258H81V260ZM98 259V257H97ZM101 259V258H99ZM105 259H103V261H105ZM142 259V258H141ZM215 259V258H214ZM77 260V259H76ZM124 260V259H123ZM218 260V259H217ZM9 261V260H8ZM16 261V260H15ZM68 261H71L70 263H68ZM74 261V260H73ZM78 261V260H77ZM96 261V259H95ZM94 261V262H95ZM101 261V260H99ZM102 261V262H103ZM122 261V260H121ZM127 261H129L127 259ZM149 261L147 260L148 264ZM75 262V261H74ZM84 261H81V263H83ZM86 262V261H85ZM87 262V263H88ZM93 262V263H94ZM108 262V261H107ZM144 262V261H143ZM146 262V264H147ZM14 263V262H13ZM77 263V262H76ZM79 264H81L80 262H78ZM92 263V264H93ZM104 263V262H103ZM126 263V262H125ZM128 263V262H127ZM7 264V263H6ZM75 264V263H73ZM89 264V263H88ZM91 264V263H90ZM96 264V263H94ZM98 264V262H97ZM112 264V263H111ZM115 264V263H114ZM124 264V263H123ZM132 264V262H131ZM145 264V263H144ZM215 264V263H214ZM217 264V263H216Z\"/></svg>",
  "mask_w": 264,
  "mask_h": 264
}]
</instances>
